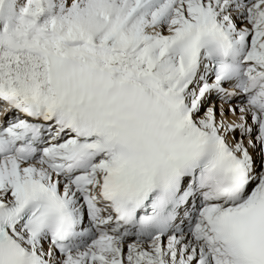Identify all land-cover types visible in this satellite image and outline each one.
Segmentation results:
<instances>
[{"label":"snow or ice","instance_id":"1","mask_svg":"<svg viewBox=\"0 0 264 264\" xmlns=\"http://www.w3.org/2000/svg\"><path fill=\"white\" fill-rule=\"evenodd\" d=\"M0 264H264V0H0Z\"/></svg>","mask_w":264,"mask_h":264}]
</instances>
